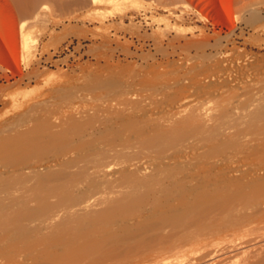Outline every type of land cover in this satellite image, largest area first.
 <instances>
[{"label": "rangeland", "instance_id": "374dc122", "mask_svg": "<svg viewBox=\"0 0 264 264\" xmlns=\"http://www.w3.org/2000/svg\"><path fill=\"white\" fill-rule=\"evenodd\" d=\"M212 1L215 7H217L215 9L216 10L218 9V12L216 11V13H212L203 4V0H0V50L7 57L6 61L0 59V133L3 132V130L5 131L8 128V126L14 127V124H18L15 121V119L18 116H22L23 117L22 120L21 121L19 120L20 124L16 126L18 129L15 128L14 131L6 132L5 134L6 136L13 138L16 141L15 144L19 146L18 147L17 145H15L17 146L16 148H18L16 149L15 152H17L18 154L21 152L24 153V154L21 153L19 155L16 153L20 158H22L20 159L18 158V156L16 155L14 156L15 153L13 152L10 153L7 151L9 155L7 154V152H5V154L4 152H0L2 153L0 154V159L2 160V161L0 160V170H1L0 172H2V168L4 170H7L6 171L7 173L2 172V174L4 173L5 177H3L4 175L0 174L1 178L3 177L2 181L0 180L1 182L0 184L2 185L1 187L3 188L0 189L1 190L0 192L2 193V194L0 193L1 194L0 208L3 205H5V203H7L8 199L6 200V197L9 198V196L7 195H12V198L13 197L17 198V196H21L19 194L16 195L17 192L20 193L21 191L24 194L26 192L29 193V195H27L28 193L25 194V198L23 200L37 196L38 195L37 193L34 194L35 192L34 188H31V190L28 191L30 189V186L33 187L31 181L32 176L39 174L40 172L41 174H44L47 172L45 170L48 171L49 169L51 171L52 169L56 170L57 167L59 168L62 167L63 165L66 164V162H74L70 160L69 157H67L68 152H64L61 150L58 151L55 149H49V150L44 149L42 152L43 154L41 153L40 155L39 154L37 155L34 152H30L31 154L27 152L25 153L23 149H21L22 146L24 145V142L30 141L31 138L33 137L34 138L32 140H35V138L36 139L38 137L40 138L41 135H43L42 138H44L48 132L54 133L53 129H50L48 131L41 130L42 128L49 127L50 121L53 120L59 122L56 123V125H62L59 129V131L61 132H63L62 131L63 129L64 132H68L69 130L71 129L73 130L74 128L76 129L81 128L82 130L80 131L83 133L85 140L88 141L89 139L96 140L100 132H103L105 128L106 129L114 128L113 130L115 131L118 132L121 131L120 133L122 134V136L125 137L124 138L122 137L123 139H119V140H124L125 138H127L126 142L127 143L129 141L131 142L128 143L129 145L130 144L132 145V143L134 142V141L132 142V139L134 140V138H136L137 140L138 137L142 138V140L138 138L139 139L137 140L138 143L141 140L144 141L145 144H147V142L143 140L144 139L143 137H145L146 139L147 136L146 133L148 134L152 133L153 135L156 132L157 136L158 134H161V136L159 135L158 138L159 140H157L160 142L157 141L155 142V145L158 146L156 148L154 145H150L153 144V142L157 139L155 135H153L155 137L154 139L151 138L152 135L148 136V138L150 137V139L154 140V141L152 140V142L150 141L151 143L148 142L149 143L148 146L144 144L142 145V142L141 144H139V148L140 147L143 148L145 146L142 149L143 152H140V154L142 153L144 154L146 152L147 154H144L145 157L139 154V151L141 150L138 147H136L138 146L137 141L135 142L136 145L133 144L136 149L133 148L132 150L131 148L134 146L130 145L129 150H127L128 152L126 151V153H128L129 155V152L133 153L132 151L137 150V148L139 149L138 152L137 151L135 152H137L140 156H143L144 158L143 157H139L140 159L134 158L135 160L137 159L138 161L137 160L133 161L134 160L132 158L133 155H130L133 160L130 159V156L127 155V157H129V159L132 160V162H134L132 163L131 161H129L132 164H136L137 162L138 165L137 164L136 165L139 166L140 163V166L138 167L140 169L143 168L144 165L146 166L151 165L154 167H158V165L172 166V165H180V162H182L181 165H189V164L196 165L200 163L211 165L213 164L211 162L214 161L213 157H212L213 160L211 159V157H209V159L211 160L209 161V159H207L208 157L205 158L201 156L204 160L203 159L200 160L201 159L200 158L198 159L200 161H198L192 158L193 153L195 152L201 153L204 150L210 151L211 149L214 148L212 145H214L216 149V145H218L219 147L221 143L223 145L222 149L228 147L226 149L227 151L223 150L224 151V153L222 152L223 155L222 153L220 154V156L224 157L223 162L225 160L230 161L231 156H233L232 158L234 159L233 160L231 159L230 163H228V165L233 166L231 162L237 160L236 158L242 157V155L247 153L246 150L250 149L252 150V153L249 152L248 154L251 153V155L252 154L253 155L251 156L245 154L246 157L244 155L245 158L243 157L241 161L239 158V160H237V163L239 165L240 164L247 165L249 169L250 167L253 170L255 168L258 169L257 171L254 170V172L256 171V173L250 172V174L252 176L254 174H259L260 176L259 175L257 176L261 177L260 180L263 181L264 179H262V177L264 176L263 175L264 174V169H263L264 168V159H263L264 131L262 130H264V128L262 126L264 125V116L257 118L256 120L258 122H256L255 119H253V121L255 120L254 121L255 124L258 123L254 126L255 128L253 127L254 122L252 121V118L251 120H249L248 118L249 116L251 117L250 113L253 114L255 111L262 112L264 110V0H212ZM30 3L32 6L30 5ZM216 15L217 17L215 18ZM97 87L99 89H97ZM70 97H72V99ZM65 99H67V101ZM37 102L39 103L38 104L39 107H37L36 105ZM43 103H46V105ZM32 104L36 106L34 107ZM29 105L32 109L28 107ZM74 106L76 108H73ZM27 107L30 109H28ZM33 108H35L36 110H34ZM41 109L43 110L46 109L44 110L46 112L45 116L40 117L38 113L32 115L33 111H37V110L40 111ZM207 109L208 111H206ZM28 110L30 111L32 110V111L26 113L28 112ZM178 113H180L179 116ZM195 113H197V115ZM81 114L83 115L81 116ZM247 114L249 115L247 116L248 118L246 117ZM239 115L241 116L239 117ZM126 116L127 117L130 116V117L127 118ZM75 117L76 119L75 121H73ZM183 117L184 119H182ZM130 118L134 120L131 121ZM28 119H30V122ZM86 119L88 121H86ZM185 119H187L190 122L186 120V123L188 122L186 124ZM103 121L104 123L102 124ZM107 121L109 124L106 123ZM176 121L177 124L178 122L185 124L184 128L186 130L184 128L182 129L185 130L184 132L185 134L186 132H188V134L190 135L189 136L190 139L188 138V135L186 138H185L186 136L185 134H183L184 137L182 136V132H183V130L181 129L182 124L179 125H176V123L174 124V122ZM194 121L196 123H194ZM222 121H223L222 123L223 125L221 124ZM249 121L250 123L252 121V126L251 124H249ZM138 122L141 123L139 124ZM94 123L96 124V127L94 126L95 125ZM191 123H193L194 125V126L192 125L194 128L193 130L195 132L197 131L196 133L193 131L195 134L192 133V128L189 127L191 126ZM69 124H71V126ZM114 124H117V126L115 125L114 127L113 126ZM118 124L122 127L120 126L118 127ZM167 124L169 126H167ZM197 124H199L198 127L196 126ZM204 124L205 126H203ZM220 124L222 125L221 126L222 129L219 126ZM86 125L88 126L87 128ZM161 125L164 126V128L161 127L162 128L161 129L160 128ZM165 125L167 127H170L171 125L173 126L168 129L167 127H165ZM212 125L214 129H212L213 128ZM223 126L226 128L223 129L224 128ZM37 127L41 128L39 129L40 131L33 132L34 133L33 134L32 133L33 128H37ZM102 127L104 129H102ZM124 127H126L127 129ZM130 127L132 128L134 127L135 130L136 127L137 130L140 129V136L131 134V133L135 134L136 132L135 131L132 132L131 131L132 128L129 129ZM152 127H154L155 130ZM175 127L179 128V132L177 130L178 133H174L176 132L174 129ZM215 127L217 130L215 129ZM219 128L221 131H219ZM125 129L129 130L130 132L127 133ZM225 130L229 134L227 132H224ZM21 131L27 132L26 134L28 135L18 134ZM59 131L57 133L61 134ZM124 131H126V133ZM256 131L258 132V135ZM142 132H144L146 136L142 137L143 135ZM90 133L91 134L95 133L97 137L92 134L93 137L95 136L93 138L92 136H90ZM231 133L233 134L231 135ZM203 134L205 135V137H207L206 135L208 134L211 137L215 134L216 138L214 136L211 138L212 140H209L210 137L205 138L203 137ZM165 135L168 137H165ZM178 135L179 136L181 135L182 137L180 136L181 138L178 139L179 138ZM198 135L199 136L201 135L199 139H198L199 137ZM217 135L219 136V138ZM132 136H134V138L131 139ZM162 136H164L165 139L164 137L161 138ZM172 136H174V138ZM231 137L233 139H230ZM128 138L131 140H129ZM183 138H185V140L188 138V141H185L186 143H184ZM174 139L176 141H174ZM181 139L183 140V142ZM206 139H208L209 142L210 141L213 142L208 143ZM179 140L182 143L179 142ZM223 140L224 141L228 140L230 143H228V141L223 142ZM72 141H74L73 143H75L77 139L76 140L73 139ZM162 141H164L163 142L164 144L161 146V144L159 145V143H161ZM167 141L168 144L171 143L169 141L174 142V144L172 143V146L173 145L174 146L172 147L170 144L168 146ZM175 143L176 145L178 143L177 147ZM183 143L185 145H183ZM101 145L102 144H98V145L96 144L95 145L96 148L94 147L87 149L89 150L88 153H93V151L97 149L98 146L100 147ZM151 146L155 148L153 151H152L153 148H151ZM210 146H212L213 148H211ZM147 147H149V149ZM260 147H263L262 148L263 151L258 150V148L261 149ZM165 148H166V154L163 155L164 154L163 151L165 150ZM170 148H172L171 150H173L174 148V151L171 152L169 150ZM130 149L132 151H130ZM161 149L163 151H159ZM254 149L256 151H254ZM55 151H57L58 155L56 154ZM156 151L157 153H162V155L154 154V152ZM257 151L259 152L262 151L261 155L258 154ZM59 152H61L60 155ZM10 154L13 155L12 157H14L13 160H16L15 162H13L10 159L11 156ZM27 154L32 157L36 155L38 156V158H40L41 156L40 160L42 161L37 159L36 156L34 158L28 157ZM169 154H171L170 157ZM172 154L174 157H172ZM122 155L121 154L118 155V161H124V160L128 161L126 155H124V158ZM182 155L185 157L187 155L191 157L189 158L187 156L186 158H184L182 157ZM236 155L238 157H236ZM254 155L257 157H254ZM8 156L10 160L5 159V157L8 158ZM149 156H152L153 158L152 157L149 158ZM226 156H228L230 159H228ZM27 157L30 160L28 162H27L28 160ZM58 157L59 159H57ZM197 157L199 156H196V158ZM24 158H26L25 159L26 161L24 160ZM60 158L62 159V161L60 160ZM165 158H170V159L168 161H166L167 160L166 159L164 160L165 161L164 162L163 159ZM171 158L175 160L179 159V161L171 160ZM257 158L259 160L263 159V161L260 160L261 161L260 163V161ZM17 159H20L22 162H20V160ZM244 159L245 161H243ZM43 160L45 161V163ZM158 160L159 161L162 160V161L156 163L158 162ZM17 161H19V163ZM23 161H25V163ZM48 161H50L51 163L49 164ZM52 161L54 162L53 165H51ZM57 161L58 163H55ZM154 161H156L155 162L156 164L154 163ZM142 162L145 164L142 165L143 164ZM150 162H152V164ZM15 163H17L16 164L17 166L15 165ZM31 164H33L34 167L31 166ZM34 164H36V167ZM48 166L52 167V169L49 168ZM53 166L55 169L53 168ZM9 167L10 170L8 169ZM25 169L26 171H24ZM29 169H31V171ZM32 169H34L35 172H32ZM42 169L43 171H41ZM127 169L129 170V165L122 168V170H125L126 172ZM27 170L29 171V173L27 172ZM240 170L243 169L241 168ZM13 171L15 175L14 178L11 179V177L13 176ZM20 171L21 172L23 171V173H21ZM262 171L263 174L261 175ZM16 172L17 173L19 172L18 175H23L22 177L26 175L23 179L26 178L25 180H27V177L28 179H30L27 181H30L32 185L29 186L28 182H25V184L29 187L28 189H26L27 191L23 187L25 184L21 176L20 178L23 180V182L22 180H20V178H19L20 181L15 179ZM9 174L11 175L8 176ZM254 178H256V176H254ZM16 180L17 182H21V184L18 185L20 186V189L22 188V190L18 189L19 186L17 187L16 186L17 184L14 185L16 187L13 188L16 189V191L10 189L13 187V183L15 184V182L13 181ZM10 182L12 184L11 185L12 187L9 186ZM7 183L10 188L7 186ZM5 184L7 187H5ZM4 190L6 191L5 192L6 194H4ZM30 193H32L33 195H31ZM21 197L17 200L20 201ZM2 201L4 202L3 205L1 204ZM50 202L51 201H49L48 203V204L52 203L51 205L52 209L51 208L50 209L54 210L55 208L56 210L54 213L52 211L53 213L52 214L51 210H49L48 208V214L46 211L43 213L47 219L45 217L44 219H41V216L43 218L44 215L37 217L41 220V222L39 219H37L39 221L35 220L36 217H32V218L25 217L24 214H22L24 211L22 213L19 212L18 213L20 214L19 216L18 214H16L10 217L11 220L9 218L7 220H3L0 218L1 219L0 229L3 230L4 232L5 231L10 232V233H6V232L4 233L3 231L0 232L6 234V235L2 234L4 235L2 237V239H4V242L3 240L1 241L3 243L0 242V250H2L0 251L2 253V254L0 253V261H1L0 264H4L5 261H6L5 264H20V263L28 264L27 260L30 261L29 264L31 263L32 264H36V263L63 264L65 263V260L63 261L62 259H64V256L69 255L70 253H71L70 255L71 258V256L74 254L73 249L77 257L79 254L78 251H80V255L82 257L83 254L91 255L88 257L86 256V258H84V261L83 260L81 261L82 263L77 262L76 264H85L86 262L88 263V260L89 259L91 260V257H92V261H94L93 262L94 264H98V263L100 264V261L98 262V260H96L99 258L101 260V264H105L106 263L105 260H107V263L108 261L111 260L110 264H115V262L117 261V260L115 261V255L114 256L111 254L106 255L104 253L105 251L104 248L105 249L107 248L108 251L110 250V248H112L109 246L110 244L108 245L110 248L108 246L107 247L105 246L103 248V251L101 250L105 254V258H106L105 260L101 256L100 254L101 251L98 250V248L94 249V251L93 250L83 251L85 250V247L91 241V239L93 240L97 236L96 234H94L95 230L96 233L98 234L100 233L103 234L104 232V228H101V226L96 223L97 220L96 218L98 217L96 212L88 213V216L90 218L91 216H93L95 219L94 223L92 221L93 225H90L91 222L88 223L89 219H87L88 217L87 214L80 212L82 215L87 216L86 217L87 220L82 215H80L79 212H77V214H79L78 216L77 214H74V216L71 215L70 216L71 219L69 218L70 220H73L72 217L73 218L76 217L74 219L77 220L78 222L82 219V221H80L79 223L83 225V222L85 221L84 225L83 226L81 225L82 227L78 225L80 228L78 230L77 229L78 226H76L78 222H76L77 223L76 224L74 221H72L76 226L74 227L75 230L69 229V228H73L74 225L72 223V225L69 228H67L68 234L67 232L66 233L64 232L63 234L62 231H64L65 229L63 222L65 221L66 223V221L69 219L68 217L67 218L65 217L67 219L66 220L60 214L61 216L60 220L62 222H60L59 218H58L59 221L53 220L56 219V216L54 217L53 215L57 212V209L58 210L61 209H59V207L56 208V205L53 206L54 200L51 203ZM49 212L50 215H52L50 217H49ZM48 217L50 219L51 217H53V219L49 220ZM20 218L22 222L23 220L25 222L27 221L26 226L28 227H30L31 225L32 226L29 229H27L28 227H25L24 225L25 222L22 223L21 225V221L19 220ZM33 220L34 222H32ZM48 220L52 221L50 222L51 224L55 221L52 226L53 228L51 227L52 229L50 228V226H48L51 225L49 222H47ZM90 220H92V218ZM44 221H46V223H44L45 225L43 224L44 226H42V223ZM16 222L17 224H15ZM12 223H14V225ZM32 223H34L35 225H33ZM7 224H8L7 230H5L6 227H4L5 229L2 228L4 225ZM46 224L50 229H47ZM55 224L60 225L59 227L55 226L57 230L60 231L57 232V234H59L58 236L55 233L56 232V228H54ZM18 225L21 226L18 227ZM36 226H38L39 228L42 226L41 229L43 230L39 229L38 230L39 233H36L35 232ZM20 227L21 230L23 229V227H25L26 230H24L25 229L24 228L21 232L20 230H18L20 229ZM9 229L11 231H9ZM14 229L16 231H19L20 235L19 232H16ZM45 229L46 231L49 230L52 231L53 229H55L54 230L55 235H53V233L51 232L53 237L57 236L59 237V239H62V241L60 240V244L58 245L59 247L58 246L54 247V250L55 249L57 250V248H59L58 249L59 251H54L53 248L52 251L49 246L43 247L42 250L41 247L43 245L48 244L47 243L48 240L45 238H50V232H45L46 234H43ZM60 229L63 230L61 231ZM67 229H65V231ZM91 229H93L94 231ZM86 230H88L89 232L87 233V235L85 232ZM23 231L25 233H23ZM29 231L35 232L38 237H40L42 234L43 235L41 237L42 240L41 239L40 240L42 241V243L44 242L45 244L40 243L39 246L40 245L42 246H40L38 249L37 248L38 241H36V239H38L37 236L35 237L36 239H33L34 237L30 236V238L32 239L30 238L26 239V241L30 240L27 249L24 250L25 246L24 249H21L22 246L19 245L21 244L25 245V243H27L23 239H25L26 232L31 235V232ZM14 233L16 236L14 238H17V240L13 238ZM10 234L11 237L9 236ZM44 235H46V237ZM61 235L62 236L65 235V237H61ZM20 236H22L23 238ZM28 236L29 235H27V238ZM89 236H91L90 240H89ZM19 237L22 239H20ZM12 238L15 240V243L16 241L18 243V245H15L14 248H13L14 242L12 244L13 241ZM66 238L67 240H64ZM10 239L12 240L11 242H9L11 244L8 243ZM79 239L81 240L82 243L85 242L84 245L86 244V246H84L81 243L78 244L80 242ZM22 240L25 243L24 242L22 243ZM40 240L39 242H41ZM74 241H76V243L77 241L79 242L76 244L74 243ZM29 245L31 249H32L31 246L34 245L33 251H30L31 249L29 248L30 249L29 251L31 253L26 252L28 251ZM79 245L82 246L80 247ZM8 246L11 248H7ZM17 246L19 247L18 248L19 250L20 249L22 250V252L21 251L19 252L17 250L18 254H20L18 255V257L16 256L17 252L15 251V249H17L16 248ZM72 247L73 249H71ZM3 249L4 250L9 249V250L8 251L5 250L4 252ZM10 249L11 250L14 249V250L11 251ZM99 249L102 248L100 247ZM36 250H38L40 254L37 253L38 254L37 255ZM44 250L46 251V253ZM63 250L65 254L62 253V255L60 256ZM34 251H35L34 255L36 256L37 259L36 258L33 259L34 255L32 256V253H34ZM47 252H50L48 254L55 252L57 257L55 256L56 257L55 259L54 258L49 259L50 255H48ZM59 252L60 254H58ZM97 252L99 255L96 254ZM46 254L48 255V257H46L47 256ZM7 255H9L10 257ZM40 255L43 256L40 258L37 257ZM12 256L14 257V259L10 260ZM6 257H8L9 260H6L8 259ZM19 257L22 258L20 259ZM28 257L30 259H28ZM58 257H61L62 259L60 258L59 259L62 260L63 262H59L60 261L59 259L58 261H56ZM73 257H72L73 260L77 258V257L74 258ZM111 257L112 259H110ZM70 258L69 256L65 257V259L67 260L66 264H70V261L72 262L71 264H73L74 261H72ZM77 259H79L78 261H80L81 258H77Z\"/></svg>", "mask_w": 264, "mask_h": 264}, {"label": "bare ground", "instance_id": "6f19581e", "mask_svg": "<svg viewBox=\"0 0 264 264\" xmlns=\"http://www.w3.org/2000/svg\"><path fill=\"white\" fill-rule=\"evenodd\" d=\"M203 4L212 13H216V11L218 12V9L217 10L215 9L217 7H215L212 0H203ZM30 5H31V3H30ZM216 17H217V15L215 16V18ZM225 18H226V15H225ZM219 19H220V16H219ZM0 59L5 60V61L7 59V57L1 52V50H0ZM87 86H89V85H87ZM97 89H99V88L97 87ZM72 92H71V94H72ZM90 92H92V91H90ZM106 92H108V91H106ZM68 93H69V90H68ZM127 94H125V95H127ZM104 97H105V95H104ZM111 97H112V94H111ZM70 98L72 99V97H70ZM67 99H65V100L67 101ZM61 100H62V98H61ZM256 103H254V104H256ZM34 104H32L34 107L36 105H37V107H39L38 102L36 103V105H34ZM43 104L46 105V103H43ZM249 105H248V107H249ZM28 107H30V105ZM76 107H77V105H76ZM76 107L74 106L73 108H76ZM27 108H25V109H27ZM30 108H28V109H30ZM192 108H194V107H192ZM33 109L36 110L35 108H33ZM203 109H205V108H203ZM44 110H46V109H44ZM44 110L41 109L40 111L39 110L33 111L32 115H35L38 113L40 117H43L46 115V112ZM74 110H76V109H74ZM29 111L30 110H28V112H26V113H29ZM131 111H129V112H131ZM206 111H208V109ZM263 111L262 112L259 111L260 113L255 111L256 113L255 112L253 114L250 113L251 117L248 114L246 115V117L249 116V118L248 117L247 118L249 120H251V118H252V121H253V119L256 120L257 118L264 116ZM145 112H147V111H145ZM211 112H213V111H211ZM242 112H243V110H242ZM245 112H247V111H245ZM150 113H152V112H150ZM180 113H178V116L180 115ZM248 113H249V111H248ZM195 114L197 115V113H195ZM200 114H201V112H200ZM82 115L83 114H81V116ZM108 116H110V115H108ZM178 116H176V117H178ZM240 116L241 115H239V117ZM129 117H127V118H129ZM176 117H175V119H176ZM22 118H23L22 116H18L15 119V121L18 124H20V121L22 120ZM91 118H92V116H91ZM135 118H137V117H135ZM30 119H28L29 122H30ZM75 119H76V117L73 119V121H75ZM159 119H157V120H159ZM182 119H184V117ZM220 119H221V117H220ZM70 120H72V119H70ZM133 120L131 119V121H133ZM186 120L187 119H185V123H186ZM86 121H88V120L86 119ZM178 121H180V120H178ZM252 121H251V123L249 121V124H251V126H252ZM260 121H263V120H260ZM65 122H66V120H65ZM127 122H128V120H127ZM188 122H190V121H188ZM256 122H258V121L256 120ZM56 123H59V122L56 120H53V121H50V124H49L50 126L48 125L49 127H47V128H42V129L40 127L39 128L38 127L33 128L32 133L33 132H39L40 131L39 129H41L42 131H48L50 129H53L54 133L48 132L47 135L45 134L46 136L44 138H42L43 135H41L40 138L37 136L38 138L37 139L35 138V140H32L34 138L33 137V138H31L30 141L24 142V145L22 146L21 149H23V151L25 153L26 152L27 153L34 152L37 155L38 154L40 155L44 149L45 150L46 149H48V150L49 149H55L58 151L61 150L64 152H68L67 153L68 156L67 155L66 156L69 157V159L74 161V162H66V164L60 168L56 166L57 167L56 170H53L52 167L48 166L49 168L52 169V171L49 168H47V169H49V171L45 170V171H47L46 173H44L45 172L44 171V172H42L44 174H41V172H40L39 174L32 176L31 181H32L33 187L30 186V185H32L30 183V181H27V180H30V179H28V177H27V180H25L26 178L23 179L26 175H24V177H22L23 175H18L19 172L18 173L16 172L15 179L19 180V178L21 176V178L24 180V184H25V182H28V185L30 186V189L28 191H30L31 188H34V191H35V192L33 191L34 194L37 193L38 195L35 197H30L26 200H23V199L25 198V194H27L28 192H26L25 194L21 191H20V193L17 192L16 195L19 194L21 196L23 193V196H22L23 198L21 196H17V198L16 197L12 198V195H7V196H9V198L6 197V200L8 199L7 203H5V205H3L4 202L3 201L1 202V204L3 205L0 208V218L1 219L7 220L8 218L10 219V217L18 214L19 212L22 213L23 211L24 212L26 211L25 213L24 212L22 213V214H24L25 217H31V218L36 217L35 220H37V219H39L37 217L44 215L43 213L45 211L48 214V208H49V210L52 209L51 208V205H52L51 202L54 200L53 206L56 205V208L59 207V209H61V210L57 209V212L53 215L54 217L56 216V219H53V217H51V219H50L49 217L52 215H50V212H49V217H48L49 220L53 219V220L59 221L61 219V216L63 218L68 217V219L69 218L71 219L70 216L71 215L74 216V214H77V212H79L80 215H82L80 213V212H82L84 214H87V216H88V213H91V212L97 213L98 217L96 216L97 217L96 223L98 225H100L101 228H104L103 234H101V233L98 234V233H96V230H95L94 234H96L97 236L95 237V239H93V240L91 239V241L87 244V246H86V244L84 245L85 242L82 243L80 239H79L80 242L77 241V243L79 242L78 244L81 243L84 246H86L85 250H83V251H86V250H90V251L93 250L94 251V249H97V248H98V250L103 251V248L105 246L107 247L110 244L109 246L112 248H110L108 246L110 248L109 251L107 250V248L106 249L104 248V250H105L104 253L106 255L107 254H109V255L111 254L113 256L115 255V261L117 260L115 262V264H264V180L263 181L260 180L261 177H259L260 176L259 174H254L253 176L250 174V172L256 173V171L258 170L255 168V166H254V168H255L254 170H256V171L254 172V170L251 169V167H250V169H251L250 170L247 167V165H243V164L239 165L237 163V160H239V158L241 161V159L244 157V155L245 154L247 155L249 152L252 153V150L247 149L248 150V151L246 150L247 153L242 155V157L236 158L237 159V160H235L236 162L235 161L231 162L233 164V166H231V165H228V163H230L231 159L232 160L234 159V158H232L233 156H231V159L228 156H226L228 159H230V161L225 160L224 162H223L224 157L220 156V154L222 152L224 153L223 150H226L228 148V147L227 148L225 147V149H222L223 145L220 141L221 149H220V146L218 147V145H216V149H215V146L212 145L214 148L212 146H210V147L213 148L214 150L211 149L210 151L204 150L201 153L200 152L199 153H196V152L193 153L194 157L192 156V158H194L196 160H198L200 158H201L200 160H202L203 158L201 156H203L205 158L208 157L207 159H209V157H211V159H212V157H213L214 161L211 162V163H213L211 165H208L205 163L204 164L200 163V164H196V165H191V164L181 165L182 162H180V165H172V164H174V163H172L171 164L172 166H170V165L159 166L158 165V167H154L151 165L146 166V165H144L145 163L142 162L143 163L142 165H144V166H143V168L140 169V168H138L140 166V163H139V166H137L138 165L137 162H136L137 165L132 164V163H134V162H132V160L134 158L140 159L139 157H143L144 154H147L145 151H144L145 152L144 154L143 153L140 154V152H143L142 149L145 146L143 148H141V147L139 148V144H141V142H142V145L144 144V145L148 146V144L151 143L152 140L156 137L157 139L155 141L153 140L154 141L153 144H150V145H154L156 148L158 146L155 145V142L157 140H159L158 138H159V135L161 136V134H158V136H157V133L154 131L156 133V134L155 133L153 134V135H155V137L152 135V133L151 134L146 133L147 134V136H146V134L144 133L146 131L142 130L144 132H142L143 135L142 134L141 135H142V137L146 136V139H148V140H146L145 137H143L144 138L143 140H145L147 142V144H145L144 141H141L142 140L141 137L140 138L138 137L139 139H141L140 142L138 143L137 140H139V139L137 138V140H136V138H134V136H132L131 139L134 138V140L132 139V142L134 141L132 143V145L133 144L136 145L135 142L137 141L138 146H136V147H138L141 151H139L138 148H137V150L132 151L133 148L136 149L135 146L133 145L134 147H132L131 148L132 150L130 149V151H132L134 154L129 152V155H128V153H126V151L129 150L131 144L130 145L128 144L130 141L128 143L126 142L127 138H125L126 140L125 139L119 140V139H123L125 137V136H122V134L120 133L121 131L120 132L115 131V130H113L114 128L113 129H110V128L106 129L105 128V130L103 132H100V134L96 140L89 139L90 137L88 136L89 137L88 138L89 141H88V140H85L83 133L80 131V130H82L81 128L80 129L74 128L73 130L71 129L68 132H64V129H63L62 130L63 132H61V131H59V129L62 125H56ZM69 123H70V121H69ZM103 123H104V121L102 122V124ZM106 123H108V121ZM134 123H135V121H134ZM170 123H171V121H170ZM175 123H176V125L182 124L179 122L177 124V121L174 122V124ZM194 123H196V122L194 121ZM222 123H223V121L221 122V124ZM18 124H14V127L7 125L8 128L6 126L7 129L5 128L6 130L5 131L3 130V132L0 133V152H4V154L7 151L10 153L13 152V153H15L14 156L15 155L18 156L19 154L23 153V152H21L18 154L17 152H15L16 149H18V148H16L18 146L17 144H15L16 141L11 137L6 136V134H5L6 132L14 131L15 128L18 129L16 127ZM71 124H69V125L71 126ZM199 124H201V123H199ZM199 124H197L196 126L198 127ZM205 124L203 126H205ZM217 124H218V122H217ZM221 124L219 126L222 129L221 126L223 124L222 125ZM256 124H258V123H256ZM256 124L254 122L253 127ZM10 125H12V124H10ZM115 125L117 126V124H114L113 126L115 127ZM184 125L185 124H182L181 129L184 128ZM192 125H193V123H191V126H189V125L188 126L192 128V133L195 134L197 131L195 132L193 130L194 125L193 126ZM213 125H212V127H213ZM94 126L96 127V124ZM119 126L120 125L118 124V127ZM167 126H169V125L167 124ZM167 126L165 125V127H167ZM172 126L173 125H171L170 127H172ZM225 126H227V125H225ZM87 127L88 126L86 125V128ZM120 127H122V126H120ZM149 127H150V125H149ZM161 127L164 128V126H162V125L160 126V128ZM170 127H167V128L169 129ZM262 127L264 128V125ZM124 128H126V127H124ZM131 128L132 127H130L129 129H131ZM133 128L131 131L132 132L135 131L136 133L135 134L131 133V134L140 136V129L137 130V127H136V130H137L136 131L135 128L134 129ZM152 128L154 129V127H152ZM176 128L177 127L174 128L176 131L174 133L179 132V128H177V129ZM220 128H219V131H221ZM225 128L226 127H224L223 129H225ZM65 129H67V128H65ZM102 129H104V128L102 127ZM201 129H203V128H201ZM212 129H214V127ZM215 129H216V127H215ZM57 130L61 134H58ZM177 130H178V132H177ZM185 130H183L182 136H183V134H185L184 133ZM256 130H258V129H256ZM55 131L57 134L55 133ZM126 131H127V133L130 132L129 130H126ZM126 131H124V132L126 133ZM262 131H264V130H262ZM27 132H28V130H27ZM27 132L21 131L18 134L24 135ZM151 132H153V131H151ZM224 132H227V131L225 130ZM137 133H139V134H137ZM237 133H235V134H237ZM92 134L90 133V136H92ZM232 134L233 133H231V135ZM250 134H248V135H250ZM26 135H28V134H26ZM93 135H95V133ZM149 135L150 136L152 135L151 138H153V139H150V137L148 138ZM167 135H168V133H167ZM185 135H186L185 138L187 137V135H188V138L190 136L188 134V132H186ZM208 135H206V136L208 138L210 137L209 140H212L211 138L215 136V134L212 137L210 135L209 136ZM257 135H258V132H257ZM259 135H260V133H259ZM180 136H179V138L178 137L177 138L180 139L182 137V136L181 137ZM200 136L198 137V139L200 138ZM126 137H127V134H126ZM163 137L164 136H162L161 138H163ZM165 137H168V136L165 135ZM165 137H164V139H165ZM172 137L174 138V136H172ZM203 137H205L204 134H203ZM207 137H205V138H207ZM232 137L230 139H233ZM29 138H30V136H29ZM185 138H183L184 143H186L185 141H188V138L186 140H185ZM215 138H216V136H215ZM218 138H219V136H218ZM73 139H75V140L77 139V141L75 143H73L74 142V141H72ZM131 139H129V140H131ZM166 140H167V138H166ZM235 140H237V139H235ZM174 141H176V140L174 139ZM206 141L208 143L213 142L214 138H213V141L209 142L208 139H206ZM227 141L228 140H225V141L223 140V142H227ZM157 142H160V141H157ZM163 142L164 141L159 143V145L161 144V146H162L164 144ZM169 142H171V143H169L171 146H172V143L174 144V142H172V141H169ZM179 142H181V141L179 140ZM182 142H183V140H182ZM184 143H183V145H185ZM228 143H230V142L228 141ZM263 143H262V145H263ZM72 144H74V145H72ZM96 144L97 145L102 144L101 145L102 147L98 146V148L95 149L93 151V153H88L89 150H87V149L94 148V147L96 148V146H95ZM167 144H168V141H167ZM169 144H168V146H169ZM258 144H259V142H258ZM15 145H17V146H15ZM175 145H176V143H175ZM177 146H178V143H177L176 147ZM180 146H182V145H180ZM20 147H21V145H20ZM165 147H166V145H165ZM176 147H175V149H176ZM147 148L149 149V147H147ZM151 148H153L152 151L155 149L152 146H151ZM151 148H150V150H151ZM163 148H164V146H163ZM217 148H219V149H217ZM260 148L261 149L258 148V150L263 151V149H262L263 147H260ZM171 149L172 148L169 149L171 152L174 151V148H173V150H171ZM255 149H254V151H256ZM135 151H137V152L139 151V154L143 155V156H140ZM157 151L154 152V154L162 155V153H157ZM159 151H163V150L161 149ZM259 151H257V153L261 155L262 151L261 152H259ZM8 152H7V154L9 155ZM19 152H20V150H19ZM55 152L57 154V151H55ZM124 152H125V154H124ZM163 152H164L163 155H165L166 154V148ZM179 152H178V155H179ZM60 153L61 152H59V155H60ZM223 153H222V155H223ZM251 153L248 155H251ZM0 154H2V153H0ZM7 154H6V156H7ZM120 154L121 155L123 154L122 155L123 158H124V155H126V158H128L127 159L128 161H126L124 159H123L124 161H118V155H120ZM150 154H152V153H150ZM173 154H172V157H174ZM190 154H192V153H190ZM10 155H11L10 159L13 162H15L16 160H13V158H14V157H12L13 155L12 154H10ZM33 155H35V154H33ZM127 155L128 156L133 155L132 156L133 159L130 156V159H132V160H130L129 157H127ZM135 155H137L138 157ZM246 155H245V157H246ZM27 156L32 157L28 154H27ZM63 156H64V153H63ZM63 156H62V158H63ZM170 156H171V154H169V157ZM196 156H199V157L196 158ZM22 157H23V155H22ZM28 157H27V159H28L27 162L30 161ZM34 157H32V158H34ZM36 157L39 160L41 158V156H40V158H38V156H36ZM59 157L57 159H59ZM146 157H148V156H146ZM151 157L152 156H149V158H151ZM182 157L186 158L183 155H182ZM188 157L190 158L191 156H188ZM236 157H238V156L236 155ZM254 157H257V156L254 155ZM18 158H20V157L18 156ZM5 159L10 160L9 156H8V158L5 157ZM20 159H22V158H20ZM20 159H17V160H20ZM25 159L26 158H24V160ZM169 159L170 158H165V159H163V161L164 160L168 161ZM263 159H260V160L263 161ZM47 160H46V162H47ZM60 160L62 161L61 158H60ZM136 160L134 159L133 161H136ZM142 160H144V159H142ZM171 160H175V159L171 158ZM200 160H198V161H200ZM12 161H10V162H12ZM25 161H23V162L25 163ZM40 161H42V160H40ZM50 161H48L49 164L51 163ZM129 161H131L132 163ZM156 161H154V163ZM161 161L162 160H160V161L158 160V162H156V163H159ZM175 161H179V159L178 160L176 159ZM180 161H182V160H180ZM192 161H194V160H192ZM209 161H211V160L209 159ZM243 161H245V159ZM17 162L19 163V161H17ZM20 162H22V161L20 160ZM183 162H185V161H183ZM218 162H220L221 164ZM44 163H45V161H44ZM55 163H58V161ZM129 163H131V164H129ZM150 163L152 164V162H150ZM260 163H261V161H260ZM16 164L17 163H15V165ZM53 164H54V162L52 161L51 165H53ZM162 164H160V165H162ZM186 164H188V163H186ZM218 164H220V165H218ZM34 165L36 167V164H34ZM56 165H58V164H56ZM61 165H62V162H61ZM127 165H129V170L127 169V172H126L125 170H122V168L126 167ZM206 165H208V166H206ZM31 166H33V164H31ZM11 167H13V166H11ZM43 167H44V165H43ZM45 167H46V165H45ZM240 167L243 170H240L241 169ZM53 168H54V166H53ZM8 169L10 170V167ZM3 170L4 169L2 168V172L7 171V170H4V171ZM29 170L31 171V169H29ZM35 170H37V169H35ZM14 171H13V176L11 177V179L14 178V175H15ZM24 171H26V169ZM41 171H43V169ZM2 172H0V174H2ZM27 172L29 173L28 170H27ZM32 172H35L34 169H32ZM21 173H23V171ZM11 174H9L8 176H10ZM262 174H263V171H262L261 175ZM2 175H4V173ZM257 175H259V176H257ZM17 176H19V177H17ZM117 176H119V177H117ZM254 176H256V178H254ZM3 177H5V175ZM2 178L0 175L1 181H2ZM21 178H20V180H22ZM262 179H264V176L262 177ZM5 180H6V178H5ZM17 180L13 181V182H15V184L12 182L13 187L11 186L12 184L10 182L9 186H11L12 188H10L8 186V183H7V186L10 189L15 188L16 186L18 187L19 186L18 184H21V182H17ZM23 180H22V182H23ZM14 185H16V186H14ZM25 185L23 187L26 190L29 187L27 185L25 187ZM1 186L2 185L0 184V187ZM7 186L5 184V187H7ZM3 187H4V185H3ZM0 189H3V188L1 187ZM18 189H20V186ZM18 189H17V191H18ZM13 190L16 191V189H13ZM20 190H22V188ZM5 192L6 191L4 190V194H6ZM32 193H30V194L33 195ZM27 195H29V193ZM10 196H11V198H10ZM20 197H21V200L20 201L17 200ZM49 201H51L50 202L51 204H48ZM55 210H56L55 208H54V210H51V213H52V211L54 213ZM60 214H61V216H60ZM79 214H77V216ZM19 215L20 214H18V216ZM82 216L85 219L87 217L86 215L85 216L82 215ZM90 216H91V214H90ZM44 217L46 218L45 215L43 216V218L41 216V219H44ZM88 217H87V219H89L88 223L91 222L90 225H93V223L95 222L94 217L91 216L92 220H90L91 218L90 217L88 218ZM58 218H59V220H58ZM74 218H76V217H74ZM74 218L72 217L73 220H70V219L67 220L66 219L67 220L66 223H65V221L63 222L65 229L69 228L72 225V223H73L72 221H74L75 223L78 222ZM19 220L21 221V218ZM39 220H37V221H39ZM49 220L47 222H49V223L52 222ZM80 221H82V219ZM92 221H93V223H92ZM9 222H8V224H9ZM24 222H25L24 220H23V222L21 221V225ZM26 222L24 225H25V227H28V226H26ZM32 222H34V220ZM40 222H41V220H40ZM54 222L52 224L50 223L51 225H48V226H50V228H51L53 226ZM60 222H62V221L60 220ZM79 222H78V224L76 223L77 224L76 226L82 225ZM84 222H83V225H84ZM44 223H46V221H44L42 223V226L45 225ZM8 224L4 225V226L2 225L3 226L2 228L6 227V229L5 228L4 229L7 230ZM12 224L14 225V223H12ZM15 224H17V222ZM32 224L35 225L34 223H32ZM47 224H46V226H47ZM21 225H18V227ZM40 225H41V223H40ZM73 225H74V223H73ZM86 225H88V224H86ZM38 226H36V228L34 227L36 233H39L38 230L41 229V227H42L41 226L39 228ZM48 226H47V229H50V228H48ZM55 226L59 227L60 225L55 224L54 228H56ZM76 226L74 225L73 228H69V229H74V227H76ZM15 227H16V225H15ZM25 227H23V229ZM30 227H28L27 229H29ZM0 228H1V226H0ZM63 229H60V230L62 231ZM65 229H64V231H62L63 234H64V232L65 233L67 232V234H68V229L66 231H65ZM77 229L78 230L80 229L79 226ZM18 230H20L22 232L21 227ZM24 230H26V228ZM41 230H43V229H41ZM54 230L55 229H53L52 231L51 230L46 231V229H45L44 232L42 231L43 234H46L45 232H50V238H45L48 240V242L46 240V242L48 244L46 243L47 245H43V246L40 245V246H42L41 247L42 250H43V247H48V246L51 248V250H52V248L54 250V247H57L60 244V240L62 241V239H59V237H57L59 235V234H57V232L59 231V230H57V228H56V232H55L57 236L53 237V235H55ZM83 230H85V229H83ZM91 230H93V229H91ZM1 231H3V230L0 229V232ZM9 231H11V230L9 229ZM16 232H19V231H16ZM29 232H31V231H29ZM32 232H31V235L26 232L25 239H23V240L27 243H25L22 240V243L24 242L25 245L24 244L19 245V246L23 247V248L21 247V249H24V246H25L24 250L27 249V246H28V243H30V240L26 241V239H29L30 236H33L34 237L33 239H36L35 238L37 236L36 233L35 232L32 233ZM51 232L53 233V235L51 234ZM85 232H86V235H87V233H89L88 230H86ZM90 232H92V231H90ZM4 233H0V239H1L0 242L2 240L4 242V239H2V237L4 235H6ZM6 233H10V232H6ZM23 233H25V232L23 231ZM2 234H4V235H2ZM11 234L9 235L10 237H11ZM19 235H20V232H19ZM27 235H29L28 238H27ZM90 235H91V233H90ZM42 236L43 235L41 234V236L40 237L37 236V238L39 240L40 239L42 240V238H41ZM44 236L46 237V235H44ZM7 237H8V235H7ZM14 237H16L15 233H14L13 238ZM20 237H22V236H20ZM51 237H53V238H51ZM61 237H65V235L64 236L61 235ZM22 238H20V239H22ZM90 238H91V236H89V240H90ZM14 239L17 240V238H14ZM14 239H13V241L11 239H10V241H8V243L12 241V244L14 242L13 248L15 245H18L17 241H16V243H17L16 244ZM30 239H32V238H30ZM38 239H36V241H38V243L36 242L38 244V247H37V244H36V247L39 249V247H40L39 244L42 243V241L40 240L41 242H39ZM64 240H67V238ZM3 242H1V243H3ZM86 242H87V239H86ZM74 243H76V241H74ZM9 244H11V243H9ZM73 245H75V244H73ZM33 246L34 245L31 246L32 247V249H31L30 245H29L28 251H26V252L28 253L30 251H33V249H34ZM79 246L81 247L82 245H79ZM73 247L71 249H73ZM100 247L102 249H99ZM7 248H11V247L8 246ZM16 248H17V249H15L16 252H17V250L19 252L20 251L22 252L21 249L20 250L18 249L19 248L18 246ZM58 249L59 248H57V250L55 249L54 251H59ZM5 250H4V252H5ZM8 250H6V251H8ZM13 250H11V251H13ZM46 250H47V248H46ZM0 251H2V250H0ZM100 251H98V252H100ZM102 251L100 254L105 260L106 259L105 254ZM60 252L58 254H60ZM73 252L75 254L74 249H73ZM98 252L96 254H98ZM37 253L40 254L38 252V250H36V254ZM45 253H46V251H45ZM48 253H50V252H47V254ZM54 253L55 252L48 254V255H50L49 259H51V258L55 259L57 257L56 253L55 254ZM62 253H64V250L61 252L60 256L62 255ZM78 253H77L78 257L76 254H75L76 256L73 254L70 258V255H71V253H70L69 255L64 256V259H62L61 257H58L56 259V261H58V259L60 258L63 261L65 260V263H63V264H66L67 260L65 259V257L69 256V258L72 261L75 262L77 260L75 263L73 262V264H76L77 262L82 263L81 261L82 260L84 261V258H86V256L87 257L91 256L87 252L86 253L88 255L83 254V257L80 255V251H78ZM34 254H35V251H34V253H32V256ZM9 255H7V256H9ZM18 255H20V254H18V252H17L16 256L18 257ZM21 255H22V253H21ZM48 255L46 257H48ZM109 255H108V257H109ZM42 256L43 255H40L37 257L40 258ZM73 256L77 257V258H81L80 261H78L79 259H77V258H75V260H73L72 259ZM6 258H8V257H6ZM35 258H36V256L34 255L33 259H35ZM4 259H3V261H4ZM11 259H14V257L12 256L10 258V260ZM28 259H30V258L28 257ZM110 259H112V257ZM6 260H9V258ZM62 260H60L59 262H63ZM89 260H88V263L94 264L93 263L94 261H92V257H91V260L90 261ZM96 260H98V262L100 261V264H101L100 258L96 259ZM105 261H106L105 264L111 263L110 262L111 260L108 261V263H107V260H105ZM24 262H25V260H24ZM27 262H28V264L30 263V261H28V260H27ZM32 262H34V261H32ZM5 263H6V261H5ZM71 263L72 262L70 261V264Z\"/></svg>", "mask_w": 264, "mask_h": 264}]
</instances>
